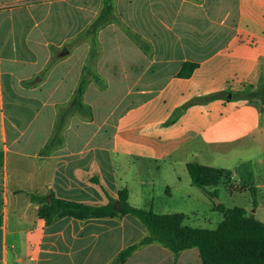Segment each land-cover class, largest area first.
Listing matches in <instances>:
<instances>
[{
  "label": "crops",
  "instance_id": "0c3cea01",
  "mask_svg": "<svg viewBox=\"0 0 264 264\" xmlns=\"http://www.w3.org/2000/svg\"><path fill=\"white\" fill-rule=\"evenodd\" d=\"M103 2L0 0V53L10 64L0 72V264H116L148 236L137 218L67 217L48 226L31 197L106 205V192L117 200L127 189L131 206L157 213L148 182L118 178L119 165L169 159L171 170H227L234 190H255L251 215L264 223V107L236 97L264 86V0H113L119 21L97 33L90 61L92 42L81 36ZM186 63L197 68L179 78ZM88 64L100 78L83 98L92 117H69L63 145L44 154ZM116 93L117 104L109 100ZM162 188L171 200L193 199ZM213 191L202 193L210 200ZM164 212L189 218L183 209ZM124 264L202 261L197 248L175 257L151 244Z\"/></svg>",
  "mask_w": 264,
  "mask_h": 264
},
{
  "label": "trees",
  "instance_id": "16d2710c",
  "mask_svg": "<svg viewBox=\"0 0 264 264\" xmlns=\"http://www.w3.org/2000/svg\"><path fill=\"white\" fill-rule=\"evenodd\" d=\"M118 21L113 0H104L100 14L81 36L82 40L90 39L92 42L90 61L97 52V33L106 25ZM126 31L138 45L146 49L137 35L129 30ZM196 68V64L186 63L178 77L187 79L191 77ZM91 80L99 81L100 78L88 64L84 67L80 83L70 103L59 111L54 134L46 145L44 154H49L63 145L62 133L69 117L78 114L91 119V110L83 100ZM236 97L262 108L264 107V86L256 90L237 93ZM214 98L216 96H211L206 100ZM2 162L3 156L0 153V165ZM187 169L192 184L203 191L231 182V174L227 170L209 168L197 163L188 164ZM252 193L256 208L258 202L255 190L252 189ZM106 195L109 200L106 205H88L60 199L55 195H51L49 203L44 197L32 196L31 198L33 202L39 204V216L48 226L67 217L88 220L131 215L137 218L147 230L148 236L122 251L116 259V264H124L140 247L151 244L161 245L171 251L175 257L184 251L197 248L202 264H264V223L245 209L217 207L218 211L223 214L224 220L216 229L206 230L185 226V217L181 214L160 215L153 210H141L131 206L127 189L119 191L117 200L107 192ZM214 197H218L217 190L210 195V199Z\"/></svg>",
  "mask_w": 264,
  "mask_h": 264
},
{
  "label": "rangeland",
  "instance_id": "374dc122",
  "mask_svg": "<svg viewBox=\"0 0 264 264\" xmlns=\"http://www.w3.org/2000/svg\"><path fill=\"white\" fill-rule=\"evenodd\" d=\"M2 45H0V50H2ZM10 66L8 62L4 60V55L0 53V72L5 73L6 67ZM3 85L6 86V79L3 76ZM121 94H113L111 99L112 103H116L120 100ZM172 162L168 159L167 162L152 163L147 162L146 164L137 163L136 165L131 164L130 167L126 165H119L116 175L118 178L127 179L128 182L136 180L135 177L139 175L141 178L148 182L147 192L150 193L156 202V212L158 214L165 213L166 209L171 211L185 210L188 211V219L185 220L184 225L191 228H201L206 230L216 229L224 220L223 214L218 211V209H213L211 206L221 205L225 208H242L248 211L249 214L255 209L254 206V196L252 190L242 191L243 189L234 190L231 186L235 182L223 184L218 188L209 189V192H215L217 190L218 197L208 199L204 197L202 191L203 189L191 185V179L189 177L187 169L182 166L175 165L176 168L171 170L170 164ZM234 182V183H233ZM237 184L241 187L242 184L237 180ZM164 185H168L171 188H178L179 191L185 193L191 191L193 199L189 204H184L180 200H171L167 194H165V189L162 188ZM189 186H192L190 189ZM212 194V193H211ZM166 202H171L168 205ZM139 205V204H138ZM141 209L146 206H138ZM259 217L264 220V208L260 212Z\"/></svg>",
  "mask_w": 264,
  "mask_h": 264
},
{
  "label": "water",
  "instance_id": "95a60500",
  "mask_svg": "<svg viewBox=\"0 0 264 264\" xmlns=\"http://www.w3.org/2000/svg\"><path fill=\"white\" fill-rule=\"evenodd\" d=\"M65 52L67 53L68 51L66 50ZM229 98H230V96H229Z\"/></svg>",
  "mask_w": 264,
  "mask_h": 264
}]
</instances>
